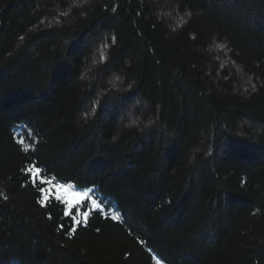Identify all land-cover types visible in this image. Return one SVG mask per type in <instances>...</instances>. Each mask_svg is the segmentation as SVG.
Returning <instances> with one entry per match:
<instances>
[{"label":"trees","instance_id":"trees-1","mask_svg":"<svg viewBox=\"0 0 264 264\" xmlns=\"http://www.w3.org/2000/svg\"><path fill=\"white\" fill-rule=\"evenodd\" d=\"M158 260L264 264V0H0V264Z\"/></svg>","mask_w":264,"mask_h":264},{"label":"snow or ice","instance_id":"snow-or-ice-1","mask_svg":"<svg viewBox=\"0 0 264 264\" xmlns=\"http://www.w3.org/2000/svg\"><path fill=\"white\" fill-rule=\"evenodd\" d=\"M21 144H23V141H21ZM27 175L31 177L32 182L34 184L40 183V184H46V185H52V190H54L57 194L55 196L56 200L62 201L64 205H66L67 208V215L69 217H72V212L77 207L82 201L86 200L88 198V193H77V192H72V185H62V184H54L53 181L44 179L43 178V173L42 170L34 164H30L29 167L26 169ZM45 191V196L44 199L41 200V204H44L45 201L48 199L46 190ZM92 205L95 207L97 211H103V208L101 207L100 204L96 202L95 199L91 201ZM112 219L114 221L119 220L120 217L118 215H113ZM88 220V215L85 213L83 214V221L79 219H74L73 223L75 226L80 225L82 222L86 223ZM63 227V226H61ZM73 231L75 230V227L72 229ZM157 264H160V261H157Z\"/></svg>","mask_w":264,"mask_h":264},{"label":"rangeland","instance_id":"rangeland-1","mask_svg":"<svg viewBox=\"0 0 264 264\" xmlns=\"http://www.w3.org/2000/svg\"><path fill=\"white\" fill-rule=\"evenodd\" d=\"M52 185L51 186H49L48 187V193L49 194H53V195H55L56 196V192L54 191V190H52ZM71 191L72 192H77V193H88V198L86 199V200H84V201H87V200H89L90 202H89V207H88V209L87 210H82V209H79V211H78V215H77V218L76 219H79V220H83V214H89L90 213V211L91 210H96L95 209V207L92 205V203H91V201L94 199L91 195H90V190L89 189H87V190H83V191H77V190H75V189H71ZM84 201H82L80 204H82ZM96 202L98 203V201L96 200ZM79 204V205H80ZM99 204V203H98Z\"/></svg>","mask_w":264,"mask_h":264}]
</instances>
